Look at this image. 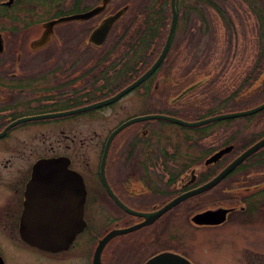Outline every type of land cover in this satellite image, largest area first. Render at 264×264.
I'll return each instance as SVG.
<instances>
[{"label": "flooded vegetation", "instance_id": "1", "mask_svg": "<svg viewBox=\"0 0 264 264\" xmlns=\"http://www.w3.org/2000/svg\"><path fill=\"white\" fill-rule=\"evenodd\" d=\"M263 104L264 0H0V264H201L185 235L264 226ZM49 159L85 188L58 250L20 234Z\"/></svg>", "mask_w": 264, "mask_h": 264}, {"label": "water", "instance_id": "2", "mask_svg": "<svg viewBox=\"0 0 264 264\" xmlns=\"http://www.w3.org/2000/svg\"><path fill=\"white\" fill-rule=\"evenodd\" d=\"M174 15L168 40L174 26ZM168 43L163 48L160 56L147 71L152 72L158 65L167 50ZM142 78V77H141ZM140 80V79H139ZM198 84V83H197ZM193 85L194 87L197 85ZM192 86L186 90H190ZM264 107V104L247 112L248 114ZM169 120L173 118L162 117ZM218 118V117H217ZM214 118L187 125H199ZM181 123V121L176 120ZM210 184H213L216 180ZM209 184V185H210ZM27 197L24 204V213L20 224V234L30 245L45 249L58 250L66 248L75 234L85 224L82 218L85 200V188L82 178L76 172L68 169L62 159H49L38 161L27 182ZM176 202L173 201L172 203ZM169 204L168 207L170 205ZM205 215L199 216L202 219ZM158 257L149 260L146 264H160ZM174 264H191L180 258Z\"/></svg>", "mask_w": 264, "mask_h": 264}, {"label": "rangeland", "instance_id": "3", "mask_svg": "<svg viewBox=\"0 0 264 264\" xmlns=\"http://www.w3.org/2000/svg\"><path fill=\"white\" fill-rule=\"evenodd\" d=\"M185 242L201 264H241L240 255L255 264H264V226L245 227L241 230L227 229L214 237L211 234L185 235ZM240 252V254H239ZM12 264H31L26 253L7 256Z\"/></svg>", "mask_w": 264, "mask_h": 264}]
</instances>
